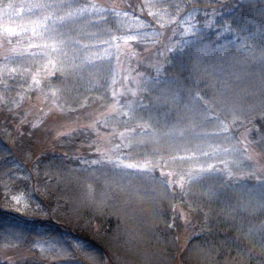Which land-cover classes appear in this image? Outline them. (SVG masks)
<instances>
[{"label":"snow or ice","instance_id":"snow-or-ice-1","mask_svg":"<svg viewBox=\"0 0 264 264\" xmlns=\"http://www.w3.org/2000/svg\"><path fill=\"white\" fill-rule=\"evenodd\" d=\"M118 7L116 4L110 9L95 3L80 5L74 0H23L19 21L0 23V34H6L0 40V54L5 60L0 65V77L5 74L11 77L13 73L20 76L30 74L34 84L40 85L39 73L45 78L44 87H58L59 91L66 93H71L70 85L83 87L88 93H97L99 101H108L107 93L109 88L112 89L111 101L105 103V111L99 113L102 118L90 114L92 123L84 126L85 131L98 125L111 128L103 135L97 131L90 145L99 158L80 157L85 166L80 173L73 176L69 170L60 177L61 180H75L83 187L75 204L103 213L110 206V197L139 196V189L143 188L145 195L140 198L153 202L156 219L162 218L160 205L167 201L175 209L172 201L180 195L190 212L204 211L206 205L208 210L204 211V218L207 221L221 190L253 180V186L236 189L246 193V196H238V206L251 212L264 208V196L254 195L257 191L264 193V128H256L254 118H247L248 113H257L259 109L258 116L264 121V101L256 105L249 100L246 90H237L227 79L210 75L206 64L212 53L219 56L223 50L215 46L205 29L215 28L217 38L228 32L236 34L239 39L244 29L233 27L232 16L241 13L244 0H208L204 6L199 0H175L174 12L168 19L149 11L159 29L173 25L175 31L176 24H183L182 35L191 34L193 43L179 56L190 57L193 84L185 86L161 80L168 75L166 68L173 62L174 56L169 54L178 47L162 43L146 72L137 74L135 88L125 87L119 93L114 87L117 81L112 66L113 55L119 64L123 59L120 53L129 42L143 40L148 33L115 35L111 28L100 27L99 24H107L100 14L111 11L119 16ZM201 11L203 21L197 16ZM222 12L231 15L224 16ZM260 15L264 16V9ZM134 23L137 27H149L141 20ZM5 24L9 26L5 27ZM93 28L95 31L91 30ZM159 29L151 33L157 39L164 34ZM12 37H16L15 43ZM113 48L115 53L111 51ZM17 61L31 65L34 71L8 67V62ZM259 62L264 64V53ZM57 73L58 83L53 85L51 78ZM235 79L239 77L235 76ZM201 80L207 82L210 94L206 95L199 87ZM4 84L7 90L6 79ZM129 92L131 98H128ZM121 97H124L123 101ZM119 127L123 130L118 131ZM233 129H237L239 135ZM250 133H254L252 139ZM97 165L100 167L96 168ZM109 165L110 172L101 171L108 169ZM97 173L105 178L104 190L99 195L93 191ZM109 174L112 177L110 182L107 179ZM45 175L51 179L50 173ZM11 200L17 211H43L39 203L33 209L22 205L18 196H12ZM220 211L231 216L235 207L227 205ZM261 232H264V225L248 229L244 238L251 239ZM77 244L83 257L93 258L92 250L85 243L77 241ZM238 255L241 254L238 252Z\"/></svg>","mask_w":264,"mask_h":264},{"label":"trees","instance_id":"trees-1","mask_svg":"<svg viewBox=\"0 0 264 264\" xmlns=\"http://www.w3.org/2000/svg\"><path fill=\"white\" fill-rule=\"evenodd\" d=\"M20 1L0 0V8L15 6ZM90 1L74 0L80 5ZM111 1L128 12L132 11V5L135 7L138 3L137 0ZM161 3L168 4L164 0ZM207 3L208 0H199L201 6ZM262 9L264 0H244L241 13L232 16L233 27L244 29L239 39L236 34L228 32L217 38L215 28L205 29L209 38L215 41V46L223 50L219 56L212 53L206 60L208 73L227 79L237 90H246L249 100L256 105L264 101V64L259 62L260 55L264 53ZM222 15L231 14L222 12ZM198 18L203 21V11L199 12ZM105 21L107 24L99 26L111 28L116 35V19L108 17ZM91 30L95 31L94 28ZM191 43V34L176 42L174 46L178 47L169 54L174 56L173 62L167 66L168 75L161 77L162 81L185 86L193 84L190 57L179 56ZM112 66L117 81L114 87L118 92L121 86L117 74L119 64L115 57L112 58ZM147 69L148 65L140 62L136 72L143 73ZM58 75L51 78L53 85L58 83L55 78ZM6 80L5 102L0 104V264H240L241 261L243 264H264V232L256 233L251 239L244 238L248 229L264 225V208H257L254 212L241 210L237 199L240 195L246 196V193L236 189L253 186V180L221 190L207 221L204 218V211L208 210L206 205L204 211L190 212L180 195L172 201L175 209L164 201L160 205L162 218L156 219L153 202L140 198L145 195L143 188L139 189V196L110 197V206L103 213L87 206L78 207L75 200L83 187L75 180H61L60 177L69 170L73 176L79 174L85 167L80 157L88 160L99 158L94 147H90L96 136L93 128L85 131V128L75 126V131L59 136L57 131L71 123L90 124V114L93 113L96 118H102L99 113L105 111L103 105L111 101L112 89L108 90V101H99L97 93H88L83 87L70 85L72 91L66 93L59 91L58 87H44V82L18 100L21 94L27 92L28 80L20 76L7 77ZM199 87L206 95L210 94L205 80H201ZM36 89L43 96L53 92L56 106L46 114L34 116L31 115V101ZM128 98H131V93H128ZM123 99L121 97V101ZM147 102L145 98L144 103ZM258 111L248 113L247 118H254L256 128H264ZM25 120L28 123H23ZM122 130V127L118 128V131ZM233 131L239 135L237 129ZM253 135L250 133L249 138L252 139ZM256 150L259 151L258 145ZM22 166L30 172L29 181L18 178L19 167ZM110 169L109 165L108 169L101 171L110 172ZM46 172L51 174V179L45 175ZM107 179L111 181L110 174ZM104 183L105 178L97 173L93 185L96 195L104 190ZM19 187L31 190L45 211L30 216L7 207L8 190ZM254 195L264 196V193L257 191ZM227 205L235 207L231 216L220 211ZM77 241L92 250V259L81 255Z\"/></svg>","mask_w":264,"mask_h":264},{"label":"rangeland","instance_id":"rangeland-1","mask_svg":"<svg viewBox=\"0 0 264 264\" xmlns=\"http://www.w3.org/2000/svg\"><path fill=\"white\" fill-rule=\"evenodd\" d=\"M164 1L168 4L164 5L163 3H161V0H137L139 4L135 3V7L134 5H132V11L130 12L126 11L117 2L114 3L111 0H91L88 3V4L95 3L100 6L108 7L109 9L113 4L119 6L117 9L120 12L119 16H117L114 12L111 11L100 14L104 20L108 17H114L116 19L118 24L117 27L118 33H116V35H124L126 33L135 35L137 32L148 33V35L143 40H136L129 42V44L120 53L123 59L119 63V67H118L119 69L117 73L118 82L121 86L119 87L120 91H118V93L123 92L125 87L129 89L135 88L134 81L136 80L138 74L136 72L137 65L140 62L149 65L151 61H154L155 59L154 54L158 49H160L162 43L174 46L176 42H178L181 38H184L188 35V34L182 35L185 27V25L183 24H176L175 31H173V25H167L164 29H159V25H157L155 21L152 19V17L148 14L149 11H151L153 14L160 13V15L164 17V19H168L169 15H171L174 12V8L172 7V5H174L175 0H164ZM22 3L23 0L20 1L15 6H10L9 8L8 7L0 8V23L18 22L19 19L21 18L20 6ZM152 5H155V7H152ZM170 7H172L173 9H171ZM125 12L128 13L127 16L124 15ZM88 15L91 16L92 14L88 13ZM93 19H95V17H93ZM136 20L144 21V23L149 25V27L146 28L137 27L134 23V21ZM190 23H195V21H190ZM7 26L9 25L5 24V27ZM154 29H159L160 31H162L164 33L163 36H161L159 39L152 36L151 33L153 32ZM5 37L6 34H0V40L4 39ZM12 39H13V43H15L16 37H12ZM111 51L112 53H115V48H113ZM113 57L115 56L113 55ZM4 63H5L4 57L2 54H0V65H3ZM8 67L9 68L23 67L28 69L29 72L34 71L31 65L24 63L23 61H17L16 63L8 62ZM41 71H43L42 68ZM240 72L241 69L238 73ZM13 76H20V75L13 73L12 77ZM7 77H8L7 74H5L4 77H0V97H2L0 98V104L5 102L4 91L6 89H5L4 80L7 79ZM20 77L25 80H28L29 85L32 86L28 87L27 92L21 94L18 97L19 98L18 100L23 99L27 94L29 95L28 92L29 90H32L34 88H37V86H39L34 84L30 74ZM37 79L41 80V84L45 82V78H43L39 73L37 74ZM121 81H123V84L121 83ZM233 87L237 89V87H235L234 85ZM47 94H48L47 96H43L41 94V91L39 89H36L35 95L32 97V101H31L32 102L31 115L33 114L34 116H37V114L40 115L46 114L51 107L54 108L53 106H56V102L54 101L53 98V92H48ZM80 124L71 123L65 129H58L57 136L67 131L70 132L75 131L76 130L75 126L79 128H84V126H86V124L85 125L83 123L81 125ZM92 130L95 136L97 134V131H99L101 135L107 132L106 130H103L102 125H98L97 127H94ZM107 130L111 131V128ZM116 142H118V140ZM30 177H31L30 172L28 171L27 168L23 166L19 167L18 178L29 181ZM12 196H18L21 200L22 205L26 204L29 205L31 208L35 209L36 203H39L40 205H42V203L31 190H24L23 187L21 188L19 187L17 189H9L7 193V201L5 204L7 205V207L11 208L12 210L24 215L33 216L45 211L43 206H42L43 211H17L16 208L13 206L15 202L11 200ZM29 197H31L32 199H29Z\"/></svg>","mask_w":264,"mask_h":264}]
</instances>
